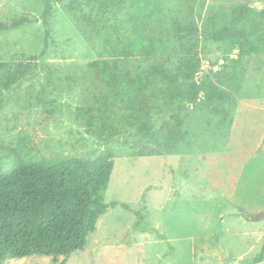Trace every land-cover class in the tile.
<instances>
[{
    "label": "rangeland",
    "instance_id": "rangeland-1",
    "mask_svg": "<svg viewBox=\"0 0 264 264\" xmlns=\"http://www.w3.org/2000/svg\"><path fill=\"white\" fill-rule=\"evenodd\" d=\"M68 1L52 2L48 44L40 56L45 0H0V21H31L0 31V61L26 64L23 78L0 88V145L14 146L16 137L26 134L49 161L93 158L107 148L115 157L104 200L119 204L99 216L86 245L65 264H251L264 238V0H143L159 13L135 36L155 46L129 55L120 53L133 43L129 4L99 11L100 0H82L74 21L67 15ZM239 4L257 11L259 35V50L244 54L239 64L230 61L238 49L228 52L225 43L205 41L198 31L181 42L173 39L172 16L200 29L208 18L223 22ZM186 59L199 62L196 80L243 71L239 88L221 85L233 97L222 103L227 115L211 112L201 97L188 103L178 93L182 79L172 84L150 76L136 98L125 96L124 87L132 83L127 79L150 65L174 76ZM95 60L120 62L115 86L88 66ZM220 71L224 76L216 74ZM80 107L100 118L92 128L76 116ZM130 111L153 125L150 134L132 125L138 122L128 117ZM173 114L189 126V150H164L163 142L169 144L178 129ZM99 124L106 134L115 128L110 139L97 137ZM61 260L28 256L5 264Z\"/></svg>",
    "mask_w": 264,
    "mask_h": 264
},
{
    "label": "trees",
    "instance_id": "trees-1",
    "mask_svg": "<svg viewBox=\"0 0 264 264\" xmlns=\"http://www.w3.org/2000/svg\"><path fill=\"white\" fill-rule=\"evenodd\" d=\"M53 1L62 0H45L40 12L44 27L43 49L40 56L45 53L48 44V25ZM80 1L82 0H69L67 3V15L74 21L77 20L75 10ZM128 4L133 10L127 13L128 21L133 23L131 29L133 43L127 45L128 48L122 49L120 53L129 55L137 49L147 53L145 49L154 47L155 44L152 41L144 43L135 36V33L138 29H144L142 25L159 13L157 7L143 0H100L98 10L109 11L110 8L119 10V7ZM256 13L257 11L247 4L235 5L226 20L221 22L208 18L200 29L175 15L171 17L173 39L181 42L183 38L198 31L205 41L225 43L228 52L238 49L236 59H230L229 56L228 58L232 63L239 64L244 54L259 50L256 42L259 35L255 32V26L258 24ZM24 22L31 21L27 18H16L9 22L0 21V31L17 27ZM77 28L81 34H86L82 24L78 23ZM120 53L113 52L116 55ZM25 65L0 61V88L8 89L23 78ZM119 65L120 62L109 64L107 61L99 60L88 63V66L95 70V75L112 86L116 85L121 76L118 72ZM224 66L222 70L226 68ZM199 68L197 60L186 59L180 73L172 76L158 65L152 64L145 73L127 79L132 83L130 89L124 87L125 96L134 95L136 98L139 91L150 85V76H158L161 80L172 84L182 79V88H178V93L184 95L188 103L193 105L201 97L210 106L211 112L227 115L222 103H229L231 99L233 101V97L221 85L227 87L234 85L239 88L243 71L232 70L225 78L217 80H213L208 75L196 80ZM216 74L224 76V71ZM134 104L133 101L125 106L130 108ZM76 116L82 118L88 128H92L95 120L100 119L95 117L89 108L84 107L78 109ZM128 117H135L138 124L132 123V125L137 130L146 134L152 132L153 125L146 124L135 111H130ZM172 117L178 129L169 144L167 141L163 142L166 145L164 150L169 153L179 152L181 147L189 150L190 142L185 138L189 133L188 124H184L175 114ZM224 120L225 116L219 119V123L223 124ZM107 126L110 127L109 124ZM110 129L111 132L106 134L103 131L104 124H99L96 129L97 137L104 141L110 139L115 128L110 127ZM179 142L180 147L177 145ZM0 152H2L0 155V264H5L6 260L11 258L28 256L62 257L59 264H65L72 253L83 249L86 245L87 237L96 229L99 216L110 206L119 204L117 201L106 203L104 200V192L115 162L114 153L109 148L93 158L67 157L49 161L34 150L28 135L20 134L16 137L14 146L0 145ZM120 206L127 208L124 203H120ZM263 259L264 238L259 251L251 258L250 263H259Z\"/></svg>",
    "mask_w": 264,
    "mask_h": 264
}]
</instances>
